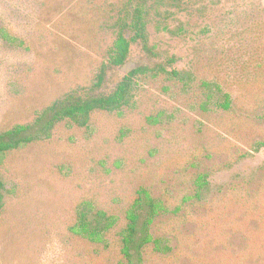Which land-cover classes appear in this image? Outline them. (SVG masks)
Wrapping results in <instances>:
<instances>
[{
  "label": "rangeland",
  "instance_id": "374dc122",
  "mask_svg": "<svg viewBox=\"0 0 264 264\" xmlns=\"http://www.w3.org/2000/svg\"><path fill=\"white\" fill-rule=\"evenodd\" d=\"M127 0H0V131L30 124L53 101L89 88L106 61ZM148 0V39L108 72L111 92L131 70L176 59L194 82L140 79L122 115L96 113L91 128L60 124L49 141L15 151L3 168L0 264L102 261L70 232L82 201L122 215L141 189L181 205L206 178L200 207L156 221L173 256L146 264H264V0ZM202 82L231 96L210 107ZM208 206L207 210L203 208ZM117 240L115 233L109 238Z\"/></svg>",
  "mask_w": 264,
  "mask_h": 264
},
{
  "label": "trees",
  "instance_id": "16d2710c",
  "mask_svg": "<svg viewBox=\"0 0 264 264\" xmlns=\"http://www.w3.org/2000/svg\"><path fill=\"white\" fill-rule=\"evenodd\" d=\"M167 1L178 7L183 4V0ZM147 4L148 0H127L123 15L116 25L117 33L112 48L106 61L98 69L91 87L53 101L44 110L37 112L30 124L0 131V221L5 214L4 201L7 193L3 168L10 154L49 141L60 124L88 130L96 113L122 115L123 109L131 103V97L140 79L165 77L183 84L185 88L192 85L194 75L178 70L175 67L177 61L172 57L163 63H154L153 66H139L128 72L111 92L102 91L107 83L108 72L126 66L134 45H140L149 59L157 58L148 39ZM0 36L8 43L16 42L5 30H0ZM201 88L205 98L201 105L202 110L210 111L211 106L224 111L232 109L231 96L224 93L220 85L202 82ZM254 148L257 151L264 149V140L257 142ZM196 185L198 191L195 195L185 197L181 205L173 208L169 207L168 202L153 197L146 189L137 193L122 215L99 208L91 201H82L76 207L70 232L91 248L94 255H91L90 259L93 262L102 261L108 253L117 251V248L119 264H146L149 255L171 257L173 249L170 241L165 237H156L153 234L154 225L157 220L167 216L177 217L191 200L195 201L194 207L202 206V195L209 183L206 178H200ZM207 208L208 206L203 209ZM113 233L117 240L111 243L109 238Z\"/></svg>",
  "mask_w": 264,
  "mask_h": 264
}]
</instances>
